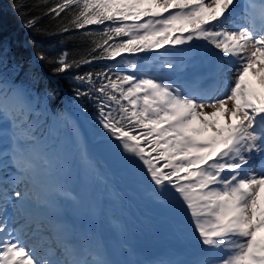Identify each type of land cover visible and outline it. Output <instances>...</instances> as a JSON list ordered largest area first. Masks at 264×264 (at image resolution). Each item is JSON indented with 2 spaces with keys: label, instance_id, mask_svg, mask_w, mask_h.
I'll return each mask as SVG.
<instances>
[{
  "label": "snow or ice",
  "instance_id": "snow-or-ice-1",
  "mask_svg": "<svg viewBox=\"0 0 264 264\" xmlns=\"http://www.w3.org/2000/svg\"><path fill=\"white\" fill-rule=\"evenodd\" d=\"M238 2L14 0L18 14L40 9L23 21L36 35L100 39L90 40L79 58L70 59L66 49L35 52L27 68L9 65L0 45V141L10 145L0 156L10 157L15 169L11 176L0 169V264H109L97 248L75 240L66 213L78 197L62 185L49 190L54 159L39 147L31 119L38 99L47 107L56 101L55 86L38 87L40 64L64 76L100 62L107 63L99 72L72 74L74 94L93 103L108 138L141 162L155 191L168 192L186 214L192 236L208 250L199 264H264V9L257 25L249 3L240 23ZM45 16L61 22L41 28ZM28 43L39 46L35 38ZM194 51L211 65L210 86L195 76L177 82L159 70L150 74L153 69L139 64L142 54L156 53L159 69L172 73V58ZM80 155L87 162L82 148ZM254 156L261 157L259 167ZM7 183L15 186L14 201ZM41 223L61 241L60 255L48 246Z\"/></svg>",
  "mask_w": 264,
  "mask_h": 264
},
{
  "label": "rangeland",
  "instance_id": "rangeland-1",
  "mask_svg": "<svg viewBox=\"0 0 264 264\" xmlns=\"http://www.w3.org/2000/svg\"><path fill=\"white\" fill-rule=\"evenodd\" d=\"M150 55L142 54L139 61L141 68L150 64V61L146 62ZM132 59H135V57H132ZM77 116L85 118L93 126L96 142L90 144L85 134L83 141L80 142V136L74 127ZM31 119L35 124L33 135L39 143H44L42 148L51 154L54 159L51 176L47 178L49 190L57 185H62L68 192L74 191L73 195L78 197V202L75 205L70 204L76 211L73 212L72 208L69 211L77 217L80 223H85L88 220L96 222V219L91 217L93 213H96L97 223L93 225L97 228L94 248L100 251L103 259L110 264L115 255L120 252L122 256L121 264L127 262L141 264V258L138 255H145V251L151 248H155L157 253H161L163 248L161 240L163 237L168 236L169 240L172 241V254L175 255V263L179 262V254H181V240L179 238L182 236L176 235L179 238L175 239L173 234L183 233L182 222L188 223L186 214L177 211L176 203L168 192L157 193L155 191V186L146 176L145 167L141 162L125 153L116 141L108 138L96 122L97 118H88L83 114L80 105L73 103L72 107L68 108L65 125H61L62 122L53 119L51 126L43 127L34 115ZM0 145L10 146L7 141H0ZM81 148L87 156V162L81 160ZM98 152L105 159H101ZM153 155L156 154L153 153ZM255 157V159L258 158V156ZM163 163L161 161V165ZM86 164L90 166L88 174L84 171V165ZM0 165H3L1 169L10 175V170L13 169L11 161L4 164L0 159ZM5 165H7V168L4 167ZM117 178L118 180H116ZM105 186L109 191L112 189L111 196L108 195L107 191H104ZM3 187L7 189L8 195L15 200L13 195L15 186L5 184ZM120 188L127 189V191L122 193ZM19 190L23 191L24 186L19 185ZM39 194L42 195L43 193ZM127 194H130L136 201L137 208L133 212L137 213L136 211H139L140 213V219L137 218L136 220L137 223L141 221L148 222L147 234L138 236L134 245L128 241L130 232L135 227V219L133 218L135 214L125 204ZM30 195L35 196L36 194L30 193ZM107 196L110 202L118 204V206L111 209V211L107 210L108 206L105 207V214H108V217L115 216L118 218L121 216L122 223L113 224L106 221L102 209L94 210L92 207L95 198L97 200L105 199ZM8 209L12 210L11 205L8 206ZM98 219H101L102 222ZM39 227L44 239L49 241L48 246L56 253L61 251V248L51 241L50 235L47 236L44 232L47 229L46 225L41 223ZM85 230L89 231V227ZM121 235L125 236L124 241H122ZM110 236H113L111 241L108 240ZM192 240L194 241L195 238H192ZM30 242H36L35 238H26V243ZM189 256L194 259L197 254L193 251L189 253ZM87 258L91 259V257ZM159 263L163 264L164 259L159 260Z\"/></svg>",
  "mask_w": 264,
  "mask_h": 264
},
{
  "label": "trees",
  "instance_id": "trees-1",
  "mask_svg": "<svg viewBox=\"0 0 264 264\" xmlns=\"http://www.w3.org/2000/svg\"><path fill=\"white\" fill-rule=\"evenodd\" d=\"M28 4H32L33 0H26ZM54 2V0H50ZM14 0H0V45H3L7 50L8 60L7 63H24L25 67L28 66V61L31 60L35 52L44 51L46 54H55L66 49L69 51L71 59L72 57L79 58L80 56L86 55V50L91 47L90 40H98L100 37H80L74 36L72 39H68L60 36H49V35H36L34 32L27 30L23 27V21L27 16H35L40 13V9H33V11L21 15L13 10ZM64 15L63 13L61 14ZM70 18V17H69ZM61 21H54L50 17H43L39 22L41 28H54L55 25ZM67 22V18L65 21ZM73 36L72 33L68 34ZM35 38L39 46L32 47L29 45V41ZM63 39L64 43L59 44L58 41ZM39 63V62H37ZM107 62H100L94 65H88L81 67L80 69H72L64 76H53L51 66L48 64H40L37 71L41 77V83L38 87L47 85L49 88L55 86L56 88V101L54 107H47L43 103L42 99L37 100V109L34 117L37 121L42 123L43 127L52 125V120H58L61 125H65L66 115L68 108L72 107L73 103L80 105L82 112L88 118H97L96 109L93 103L86 97L76 98L73 88L74 84L71 79L72 74H83L86 71L99 72L104 64ZM23 79V74H21ZM84 87H87L86 85ZM34 95L39 96V93ZM87 109V111H85Z\"/></svg>",
  "mask_w": 264,
  "mask_h": 264
},
{
  "label": "bare ground",
  "instance_id": "bare-ground-1",
  "mask_svg": "<svg viewBox=\"0 0 264 264\" xmlns=\"http://www.w3.org/2000/svg\"><path fill=\"white\" fill-rule=\"evenodd\" d=\"M156 57H157L156 53H151L150 57H148V59L146 60V62L150 61V64L148 66L145 65L143 67V68L153 69L152 74H154L156 70H162V69H159V67H158L159 61L157 60ZM175 59H180L182 61V66L176 67V69H175L182 78H188L189 79V78L195 76V77L201 78L204 86H210L211 85V83H212L211 65H210L209 61L207 60V58L205 56H203L201 53H193V52L180 53V54H177L176 56H174L172 58V61ZM194 59H196L197 62L195 65H192L191 62ZM74 127L78 131V135L80 136V142L83 141L84 134L87 136L88 142L90 144H91V142H96V135H95V132L93 130V126L85 118L77 116L75 119ZM43 146H44V143H39V147H43ZM4 148H6V147L5 146L0 147V149H4ZM9 158H4V157L0 156V159H2V162L4 164L10 163ZM255 158L256 157L254 156L252 163L254 166L259 167V159H255ZM101 159H105L103 157V155H101ZM80 161L81 160L79 159V162ZM78 164H80V163H78ZM1 167H3V165H0V169H1ZM89 168H90V166L88 164L84 165V171L86 174H88L90 172ZM14 170L15 169L13 168L12 170H10V172L14 171ZM9 176H11V175H9ZM116 180H118V178ZM7 184L9 186H14L11 183H7ZM65 188H67V186H65ZM111 190L109 191L107 186H105V188H104V191H107L109 196H111V194H112ZM124 191H127V189L123 190L120 188V192L123 193ZM71 193L74 194V191H71ZM125 204H127L130 207V210L132 212L134 211V209L137 208L136 201L134 198H132V196L130 194L126 195ZM69 205H70L69 208H72V205L70 204V202H69ZM117 206H118V204H114V203L109 201L108 196L105 199H98L97 200L95 198L94 203L92 205L94 210L102 209L103 214H104L103 217L105 218V220L108 222H112L113 224L122 223L121 222V216L118 218L115 216L108 217V214H105V207H107L108 211H111V209H114V207L116 208ZM11 211L12 210L8 209V212H11ZM136 212L137 213L133 212V214H135V216L132 215V216H134L133 218L135 219V221H134L135 227L132 228V231L130 232L129 239H128L129 243L132 242L133 245L136 243V239L138 236L146 235L148 232V228H147L148 222L141 221L140 223H137L136 220H137V218L140 219V213H139V211H136ZM73 216H74L76 222L79 224V226H81V227L84 226L85 229L87 227H89V231H84L81 236L84 237L86 245H91L94 248V246L96 244V235H97L96 229L97 228L94 227L93 225H94V223H97L96 213H93L91 216L92 218L96 219V222L92 221V220H88L85 223H80L79 220L77 219V217L75 215H73ZM98 220L100 222H102L101 219H98ZM181 226L184 228L182 230L183 233L179 232V234L178 233L173 234L175 239L179 238L176 235L182 236L179 238L181 240V251H180L181 254H179V262L178 263H175V255L172 254V251H173L172 241L169 240L168 236H165L161 240V243L163 245L161 253H157L155 251L156 250L155 248H151V249H148L145 251V255H138L141 258V264H161V263H159V260H162V259H164L163 264H199L200 261L207 259L208 257L206 255V253L208 250L206 248H204L202 245L198 244L196 240H194V241L192 240V238H194V237L191 234V231L188 227V223L186 224V223L182 222ZM93 231H95V235H92ZM44 232L47 234V236L50 235L48 229H45ZM135 235H137V236H135ZM121 236H122V241H124L125 236L124 235H121ZM112 237L113 236H110L108 238V240L109 241L113 240ZM31 243H35V242H30L29 244H31ZM193 251H195V253L197 254V257L194 259L190 258V256H189V253H192ZM41 254H45V253L42 252ZM121 259H122V256L119 252L118 254L115 255L114 260L110 264H121ZM124 264H130V263L127 262Z\"/></svg>",
  "mask_w": 264,
  "mask_h": 264
}]
</instances>
